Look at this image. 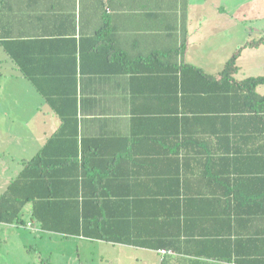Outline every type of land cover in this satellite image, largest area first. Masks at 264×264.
<instances>
[{
	"label": "crops",
	"instance_id": "crops-1",
	"mask_svg": "<svg viewBox=\"0 0 264 264\" xmlns=\"http://www.w3.org/2000/svg\"><path fill=\"white\" fill-rule=\"evenodd\" d=\"M239 47L235 79L264 76L242 0H0V197L26 169L50 200L0 222L26 252L0 264H264V98L219 81Z\"/></svg>",
	"mask_w": 264,
	"mask_h": 264
},
{
	"label": "trees",
	"instance_id": "trees-1",
	"mask_svg": "<svg viewBox=\"0 0 264 264\" xmlns=\"http://www.w3.org/2000/svg\"><path fill=\"white\" fill-rule=\"evenodd\" d=\"M258 42H248L245 46L250 45H258ZM244 47H239L234 54L231 56L229 61L226 64L224 71L220 74L221 78L219 81L224 83V90L227 94H231L232 99H236L239 95L237 91L241 89L247 90L250 92L249 94L255 95L257 98H264V95H260L259 93L255 92V87L258 84L264 83V76H257V77H249L243 81H237L234 77V74L238 70L237 61L241 55L242 50ZM183 72L187 68V70H192L195 73H198L204 80L212 81L215 80L214 76L207 75L200 69L191 66H183L181 67ZM218 81V80H217ZM215 81V85L217 84ZM236 93V95H233ZM247 97L246 95H244ZM227 109H232L231 106ZM26 170V169H25ZM20 174V176L9 186L7 192L0 197V222H14L19 220L21 217V211L23 206L26 202L33 200L34 201V215L36 218L42 222L44 227H47L48 224L44 217H42L41 212L47 207V204L50 203L49 197H45L47 195H35L33 193L26 194V171ZM46 205V206H45ZM85 211H82V216ZM67 230V229H65Z\"/></svg>",
	"mask_w": 264,
	"mask_h": 264
},
{
	"label": "rangeland",
	"instance_id": "rangeland-1",
	"mask_svg": "<svg viewBox=\"0 0 264 264\" xmlns=\"http://www.w3.org/2000/svg\"><path fill=\"white\" fill-rule=\"evenodd\" d=\"M264 0H242V3H243V12H246V13H257L258 12H264V9H261L258 4H264L263 3ZM2 237V235H1ZM1 244V242H0ZM17 251H20L22 253H26L24 251H21L19 250L16 245H7L6 243H2L1 244V247H0V257H3V256H7L8 253H14V252H17ZM33 257H35V259H33ZM33 257H31V259L29 260V257H27V261H28V264H31L32 263H38L36 261V255H33ZM83 258L84 257V254H83ZM56 259V255L54 256L53 258V261H55ZM23 260V261H22ZM19 258V260H14L13 263L14 264H26V260ZM83 262H86L85 260H83Z\"/></svg>",
	"mask_w": 264,
	"mask_h": 264
},
{
	"label": "built area",
	"instance_id": "built-area-1",
	"mask_svg": "<svg viewBox=\"0 0 264 264\" xmlns=\"http://www.w3.org/2000/svg\"><path fill=\"white\" fill-rule=\"evenodd\" d=\"M163 252L165 253V252H166V250H163Z\"/></svg>",
	"mask_w": 264,
	"mask_h": 264
}]
</instances>
